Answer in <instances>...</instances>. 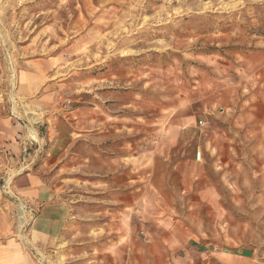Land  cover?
Instances as JSON below:
<instances>
[{"label": "rangeland", "instance_id": "1", "mask_svg": "<svg viewBox=\"0 0 264 264\" xmlns=\"http://www.w3.org/2000/svg\"><path fill=\"white\" fill-rule=\"evenodd\" d=\"M31 170L67 211L35 245L13 191ZM11 247L34 264H264V0H0Z\"/></svg>", "mask_w": 264, "mask_h": 264}, {"label": "crops", "instance_id": "2", "mask_svg": "<svg viewBox=\"0 0 264 264\" xmlns=\"http://www.w3.org/2000/svg\"><path fill=\"white\" fill-rule=\"evenodd\" d=\"M64 132V130L57 132L59 134L57 144H60V133L64 134ZM39 133V131L36 133L38 139ZM30 166L31 164H26L27 169H30ZM13 183L14 193L22 199L31 212L28 219L30 244L35 245L37 240L47 241L58 237L66 225L67 211L64 205L57 201L52 189L45 184L37 171L32 170L19 175ZM0 258L2 264H34L22 250L15 247H11L5 255H0ZM205 264H230V262L217 257L209 259Z\"/></svg>", "mask_w": 264, "mask_h": 264}, {"label": "built area", "instance_id": "3", "mask_svg": "<svg viewBox=\"0 0 264 264\" xmlns=\"http://www.w3.org/2000/svg\"><path fill=\"white\" fill-rule=\"evenodd\" d=\"M196 158H197V159L200 158V153H199V152L196 154Z\"/></svg>", "mask_w": 264, "mask_h": 264}, {"label": "bare ground", "instance_id": "4", "mask_svg": "<svg viewBox=\"0 0 264 264\" xmlns=\"http://www.w3.org/2000/svg\"><path fill=\"white\" fill-rule=\"evenodd\" d=\"M31 137V136H30ZM36 139V138H35ZM12 244V243H11Z\"/></svg>", "mask_w": 264, "mask_h": 264}]
</instances>
